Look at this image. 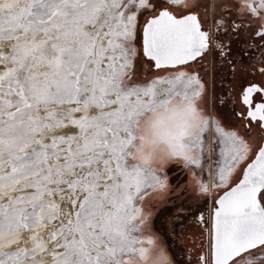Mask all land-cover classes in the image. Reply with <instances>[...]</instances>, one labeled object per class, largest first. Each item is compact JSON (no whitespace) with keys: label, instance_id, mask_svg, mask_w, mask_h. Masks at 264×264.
I'll use <instances>...</instances> for the list:
<instances>
[{"label":"snow or ice","instance_id":"1","mask_svg":"<svg viewBox=\"0 0 264 264\" xmlns=\"http://www.w3.org/2000/svg\"><path fill=\"white\" fill-rule=\"evenodd\" d=\"M212 6L239 22L199 0H0V264H175L149 224L173 164L204 198L198 264H264V80L236 97L242 133L196 70L232 63L221 30L264 50V0Z\"/></svg>","mask_w":264,"mask_h":264},{"label":"flooded vegetation","instance_id":"2","mask_svg":"<svg viewBox=\"0 0 264 264\" xmlns=\"http://www.w3.org/2000/svg\"><path fill=\"white\" fill-rule=\"evenodd\" d=\"M199 2L201 7L197 10L202 16L207 8L210 19H220V17L223 16L226 21L235 20L239 22V17L232 12L231 9L212 6L234 3L235 0H199ZM255 39L256 38L252 36L249 29L243 26L235 32L231 31V29L217 32L216 41L223 42L230 48L231 51L228 59H230L232 63H228L222 58L217 50L214 55L209 56L204 63L196 69L201 72V75L204 76L207 82L206 87L209 110L213 111L224 124L235 127L242 133L247 132L248 129L244 127L242 120L237 116V112L240 111V106L236 103V97L247 82L259 83L261 80H264V77H262L257 70L260 67H264V50L249 48L250 44L255 43ZM246 52L248 55H245ZM141 75L151 77L154 75V72L150 68H142ZM183 201L187 202H183L185 204L183 205L185 207V212H179L173 215H178L179 218L182 219L179 227L184 228V233H178L179 238H174L176 241H174L172 250L173 252L175 251V254L171 252V256L173 254L182 258L185 264L188 262L189 264H198V258L204 251L206 244L204 227L198 220L199 213L203 211L205 207L204 198L202 197L194 201L189 198L183 199ZM171 202H173V199ZM188 203L191 204L189 205ZM167 209L168 207L162 209L164 214L165 211L167 213ZM161 218L164 219L165 217ZM165 220L167 221V219ZM180 228L177 229L181 230Z\"/></svg>","mask_w":264,"mask_h":264},{"label":"rangeland","instance_id":"3","mask_svg":"<svg viewBox=\"0 0 264 264\" xmlns=\"http://www.w3.org/2000/svg\"><path fill=\"white\" fill-rule=\"evenodd\" d=\"M166 170L167 171L169 170L168 172L169 173L172 172V174H173V170H176L175 164L169 165L168 169H166ZM169 179H170V177H168L169 187L166 190V192L161 196L165 197V199H163V201H164L163 203H165L164 205L168 204V205H170V207H168L167 213L165 211V214H164L162 211L163 207L159 206V200L160 199L157 198L158 202H156V203H155L156 199H154L150 205L151 216H150L149 224H150L152 231L155 233L156 236L159 237L160 242L163 244V246L166 248L169 255L171 256V252L173 254H175V251L173 252V250H172V247H174V241H176V240H174V238L177 237V239H178L179 238L178 235L182 232L184 233V228L179 227V224H180V222H182V219H180L178 215L175 216L173 214H176L179 212L184 213L185 207L183 205H185L184 203L186 201H183V198L175 197V195L177 196V194L179 192H181L183 189H185V187L181 188L180 182H172V181L170 182ZM186 184L188 186L191 183L187 182ZM173 185H175V186H173ZM190 194L194 195V194H197V192H195L192 188ZM195 196H194V198L191 197V200L194 201L196 199H200L199 197H195ZM158 197H160V196H158ZM169 197H172L169 199L170 202H168ZM172 199H173V202H171ZM188 204L190 205L191 203H188ZM193 205H194V203H193ZM179 208H180V210H179ZM193 208H194V206H193ZM186 212H187V210H186ZM161 217H163V218L165 217V218L162 219ZM165 219H167V221ZM170 221H171V223H170ZM169 224H171V225H169ZM177 228H180L181 230H178ZM173 254H172L171 258L173 259L175 264H177V263L178 264H185V261L182 258H179L178 256L173 255ZM186 264H189V262Z\"/></svg>","mask_w":264,"mask_h":264},{"label":"crops","instance_id":"4","mask_svg":"<svg viewBox=\"0 0 264 264\" xmlns=\"http://www.w3.org/2000/svg\"><path fill=\"white\" fill-rule=\"evenodd\" d=\"M175 168H176V170H173V174H172V172L171 173H169L168 172V177H170V179H169V181H172V182H180L181 184H180V186H181V188L182 187H185V189H183L181 192H179L178 194H183L184 196V198L185 199H189V198H194L193 197V195H191L190 193H191V189L193 188L192 187V183H193V181H192V178H191V174H190V172L187 170V169H185V168H183L181 165H176L175 164ZM167 171V170H166ZM169 171V170H168ZM185 178V179H184ZM187 182H189V183H191V184H189L188 186H187V184L186 183ZM187 187V188H186ZM177 194V195H178ZM191 195V196H190ZM196 195V196H195ZM194 196L195 197H200L199 196V194L197 193V194H194ZM175 197H176V195H175ZM187 197V198H186ZM189 197V198H188ZM160 199L159 200V206H164V204H162L164 201H163V199H165V197L164 196H160V197H156L155 199H156V201H155V203L156 202H158V199ZM170 198H172V197H169L168 198V201H170L169 199ZM183 198V199H184ZM200 198H202V197H200ZM154 200V199H153ZM152 200V201H153ZM197 200V199H196ZM151 201V202H152ZM179 210H180V208H179Z\"/></svg>","mask_w":264,"mask_h":264},{"label":"trees","instance_id":"5","mask_svg":"<svg viewBox=\"0 0 264 264\" xmlns=\"http://www.w3.org/2000/svg\"><path fill=\"white\" fill-rule=\"evenodd\" d=\"M170 182H171V181H170ZM173 186H175V185H173ZM183 196H184V195L181 193V194H178L176 197L184 198ZM193 197H194V195H193ZM186 198H187V197H186ZM188 198H189V197H188ZM184 199H185V198H184ZM162 204H165V203H162ZM167 207H170V205L167 204V205H164V206H163V208H167ZM163 208H162V209H163Z\"/></svg>","mask_w":264,"mask_h":264}]
</instances>
